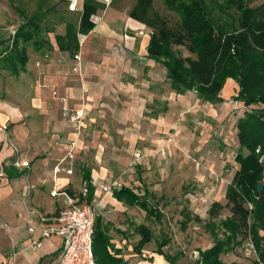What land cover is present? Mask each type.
Instances as JSON below:
<instances>
[{"label":"rangeland","instance_id":"374dc122","mask_svg":"<svg viewBox=\"0 0 264 264\" xmlns=\"http://www.w3.org/2000/svg\"><path fill=\"white\" fill-rule=\"evenodd\" d=\"M127 1L132 7L136 2ZM214 1L204 0L213 18L220 21L224 18L215 9ZM66 3V0H0V40L12 36L11 32H15L28 18L38 17L43 39L57 50L55 35L63 30V22L78 23L73 16H67L69 7ZM115 3L117 7L123 5L122 0H114L113 5ZM261 3L264 0H253L251 5ZM154 6L172 22L176 21L175 15L163 8L162 0H154ZM231 13L235 17L234 10ZM143 29L132 40L131 47L121 40L110 43L109 40L94 38L96 44L92 48L89 44L91 38L81 45L80 37L81 50H92L82 71L80 63L75 65V70L84 75L88 69L92 70L97 78L92 76L89 80L105 85L108 93L104 103L107 111L92 121L82 112L81 124L90 126L92 130L107 129V133L112 134L108 135L111 143L108 147L115 146L106 152L111 157L107 161L105 155L102 156L105 152H102L100 165H108L114 180L125 183L128 189L145 200L149 209L158 212V215H148L138 205L132 206L137 210L133 212V220L137 218L140 224L150 227L154 243L165 241L164 251L171 255L182 253L177 264H196L197 250H206L213 242L203 228V222L208 220V210L214 202L225 203L226 187L238 169L234 161L239 151L237 120L245 111L264 106L245 107L234 101L238 86L233 80L226 81L224 92H221L224 101L211 106L205 105L207 103L201 102L192 92L184 95L173 89L169 92L165 69L147 57L146 40L151 30ZM52 49L44 48L42 57L45 60L53 56ZM174 49L183 57L189 56L184 48ZM27 52L30 63L42 58L32 44L28 45ZM70 57L78 61L75 56ZM42 75L46 76L47 72H42ZM13 80L8 71L0 68L3 85ZM129 84L134 88L131 89ZM62 109H65L63 114L66 113L64 118L70 119V110ZM131 140H134L133 147L128 144ZM95 156L96 153H92V159ZM75 172L82 175L81 169ZM228 215L225 210L219 219ZM252 249L247 238L221 259L226 264H253L255 254ZM142 255L139 253L140 259H145Z\"/></svg>","mask_w":264,"mask_h":264},{"label":"crops","instance_id":"0c3cea01","mask_svg":"<svg viewBox=\"0 0 264 264\" xmlns=\"http://www.w3.org/2000/svg\"><path fill=\"white\" fill-rule=\"evenodd\" d=\"M66 1L69 7L67 16H73L79 22L82 0ZM98 1L104 3L105 8L93 16L96 26L87 36H82L81 45L91 38L89 44L94 48L93 39L99 38L110 43L121 40L131 47L132 40L145 27L129 18L131 2L122 0L123 5L117 7L116 3L113 5L114 0ZM67 22L72 21L63 22V30L56 35L64 34ZM81 45L74 55L76 61L69 53L54 49L51 43L53 56L49 61L42 57L44 49L36 51L42 58L31 63L28 60L18 76L12 75L13 82L3 85L0 81V258H7L8 264H56L62 239L57 236L41 238L40 216H57L66 206L68 193L84 197L85 190L87 193L84 174L88 172L94 187L91 202L96 205L97 216L110 237V243L120 251L118 257L128 264H169L163 256L155 253L157 244L150 227L140 224L137 218L133 220V212L137 210L115 197L114 191L129 187L113 179L108 165H100L102 152H105L102 156L105 155L106 160L111 157L106 152L115 146L108 147L111 144L108 135L112 134H108L107 129L92 130L81 124L82 112L92 121L107 111L104 103L108 94L105 85L89 80L92 76L97 78L92 70H87L88 76L75 70V65L80 63L82 71L92 50H81ZM45 71L47 75L43 76ZM227 81L232 82L231 79ZM129 85L134 88L133 84ZM169 86L170 92V83ZM224 89L225 86L223 92ZM65 107L70 110L68 115L72 121L64 118L62 108ZM128 144L133 147L134 140H131L132 145ZM92 153H96L94 159ZM16 161L27 162L29 166L16 168L13 166ZM76 169H81L82 175H78ZM113 181H117L119 187L111 192L103 193L99 188V185ZM141 225L150 230L152 241L137 251L141 238L138 227ZM30 228H34L33 233ZM139 253H143L145 259H140Z\"/></svg>","mask_w":264,"mask_h":264},{"label":"trees","instance_id":"16d2710c","mask_svg":"<svg viewBox=\"0 0 264 264\" xmlns=\"http://www.w3.org/2000/svg\"><path fill=\"white\" fill-rule=\"evenodd\" d=\"M252 2L215 0L214 7L224 18L220 21L213 18L204 0H162L163 8L175 15L174 22L155 9L154 0H136L128 16L151 30L147 57L163 66L177 94L192 92L203 103H222L221 92L231 79L238 86L234 101L245 107L264 106V3L252 6ZM104 8L105 4L98 0H82L79 22L76 25L67 22L64 34L55 35L58 51L76 55L80 50V37L93 31L96 26L93 16ZM29 44L35 51L46 46L52 48L42 37L38 17L28 18L16 28L13 36L0 40V66L18 76L29 60ZM175 47L184 48L189 56H181ZM236 129L239 151L234 161L238 169L226 187L225 203L214 202L208 210L203 228L213 242L206 250H197L196 264H226L221 256L241 246L247 238L255 254L253 264H264V234H261L264 232V108L245 111L237 120ZM84 179L87 193L80 201L91 202L94 187L88 172ZM258 184L263 185L260 192ZM68 195L74 197L72 193ZM114 195L131 206L138 205L148 215H158L131 189L121 187ZM225 210L229 215L219 219ZM196 220L201 222L199 218ZM100 221L97 216L93 232L96 264H128L118 257L120 251L114 249ZM138 234L141 238L136 250L140 251L152 241V233L141 225ZM166 245L165 241L157 243L155 253L169 264H177L182 253L171 255L163 251Z\"/></svg>","mask_w":264,"mask_h":264},{"label":"built area","instance_id":"2783aa9c","mask_svg":"<svg viewBox=\"0 0 264 264\" xmlns=\"http://www.w3.org/2000/svg\"><path fill=\"white\" fill-rule=\"evenodd\" d=\"M11 34L13 36L14 31ZM13 166L22 169L28 168L29 164L16 161ZM67 172L70 173V171ZM117 187H119L117 181L108 185H99L103 193H109ZM85 194L86 190L83 194L84 197ZM66 197V206L57 216H40L41 238L57 236L62 239V248L56 264H96L92 251L94 223L97 217L96 205L93 201H80V198L70 195H66ZM29 231L33 233L34 228H30ZM8 263L7 258H0V264Z\"/></svg>","mask_w":264,"mask_h":264},{"label":"water","instance_id":"95a60500","mask_svg":"<svg viewBox=\"0 0 264 264\" xmlns=\"http://www.w3.org/2000/svg\"><path fill=\"white\" fill-rule=\"evenodd\" d=\"M263 189V185L262 184H258L257 185V190L260 192Z\"/></svg>","mask_w":264,"mask_h":264},{"label":"bare ground","instance_id":"6f19581e","mask_svg":"<svg viewBox=\"0 0 264 264\" xmlns=\"http://www.w3.org/2000/svg\"><path fill=\"white\" fill-rule=\"evenodd\" d=\"M205 105H207V106H208V104H205Z\"/></svg>","mask_w":264,"mask_h":264}]
</instances>
